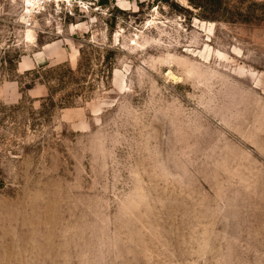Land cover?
I'll list each match as a JSON object with an SVG mask.
<instances>
[{"label":"rangeland","instance_id":"1","mask_svg":"<svg viewBox=\"0 0 264 264\" xmlns=\"http://www.w3.org/2000/svg\"><path fill=\"white\" fill-rule=\"evenodd\" d=\"M83 2L0 0V264H264V0Z\"/></svg>","mask_w":264,"mask_h":264},{"label":"built area","instance_id":"2","mask_svg":"<svg viewBox=\"0 0 264 264\" xmlns=\"http://www.w3.org/2000/svg\"><path fill=\"white\" fill-rule=\"evenodd\" d=\"M83 4V0H32L31 4H27L25 1L22 19L26 27H32L35 15H43L49 9H54L72 16L74 9L81 7Z\"/></svg>","mask_w":264,"mask_h":264},{"label":"trees","instance_id":"3","mask_svg":"<svg viewBox=\"0 0 264 264\" xmlns=\"http://www.w3.org/2000/svg\"><path fill=\"white\" fill-rule=\"evenodd\" d=\"M68 75H69V84H71V85H74L75 83H74V81H76V79H75V72H73L72 70H68ZM77 83V82H76ZM44 84L45 85H47V83L46 82H44ZM53 95V92L51 93V96Z\"/></svg>","mask_w":264,"mask_h":264},{"label":"crops","instance_id":"4","mask_svg":"<svg viewBox=\"0 0 264 264\" xmlns=\"http://www.w3.org/2000/svg\"><path fill=\"white\" fill-rule=\"evenodd\" d=\"M51 46H52L51 44H49V45H46V46H44V47H43V49H42V50H44L45 52H47V51L49 50V48H51ZM47 48H48V49H47ZM47 59L49 60V58H48V57L46 58V60H47Z\"/></svg>","mask_w":264,"mask_h":264},{"label":"bare ground","instance_id":"5","mask_svg":"<svg viewBox=\"0 0 264 264\" xmlns=\"http://www.w3.org/2000/svg\"><path fill=\"white\" fill-rule=\"evenodd\" d=\"M24 2L26 1L27 2V4H31V1L32 0H23Z\"/></svg>","mask_w":264,"mask_h":264}]
</instances>
